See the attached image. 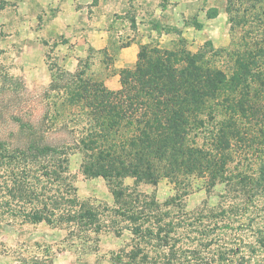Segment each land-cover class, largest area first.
Listing matches in <instances>:
<instances>
[{"label": "trees", "instance_id": "1", "mask_svg": "<svg viewBox=\"0 0 264 264\" xmlns=\"http://www.w3.org/2000/svg\"><path fill=\"white\" fill-rule=\"evenodd\" d=\"M226 2L229 47L208 41L193 52L182 41L144 44L135 65L121 71L118 90L86 77L87 64L72 73L55 62L40 112L24 80L0 61V126L11 129L0 139V224L108 227L104 213L77 196L69 165L80 154L82 172L113 184L117 203L129 191L127 177L137 184L168 180L177 190L171 201L188 196L196 180L225 187L218 207L192 220L163 212L153 197L155 210L145 214L138 195L136 210H115L133 221L126 229L165 253L167 264H195L197 250L179 245L194 233L214 247L216 264H263L264 226L257 217L264 219V0ZM226 216L246 217L240 230L252 242L235 239L229 249L227 232L214 236L240 231ZM245 245L248 256L240 254Z\"/></svg>", "mask_w": 264, "mask_h": 264}, {"label": "rangeland", "instance_id": "2", "mask_svg": "<svg viewBox=\"0 0 264 264\" xmlns=\"http://www.w3.org/2000/svg\"><path fill=\"white\" fill-rule=\"evenodd\" d=\"M226 8V0H155L151 8L153 13L152 15L148 14L147 22L145 26H141V30H137L139 27H134L131 22L127 25L126 30L124 29V42H129L128 34L131 33V37L136 36L140 41L145 40L147 44L162 47L176 46L182 41L193 52H196L208 41L212 42L216 48L229 47L232 37ZM128 17L132 20V13H128ZM199 25L202 27L199 28ZM5 42L3 35L0 34V48L4 50L0 61L9 68L8 71L11 75L24 80L27 93L36 99L32 98L34 101L32 100L33 102L30 104L32 103L33 108L40 112L48 104L45 95L49 92L51 83L50 67L56 61L51 55L47 56L45 62L36 57L25 58L23 57L24 48L18 46L9 49L8 47L3 48ZM36 49L32 48L34 54L38 52ZM112 58L106 59L104 64H101V68L106 69L108 77L110 74L113 77V73L120 75L121 71L125 69L118 67L119 64ZM85 64L88 69L91 67L89 63H84L80 70L85 67ZM85 75L91 77L88 71ZM94 79L101 81L99 78ZM39 114L33 115V120L36 122L42 118ZM63 122L64 118H61L59 123ZM10 130L9 126L1 125L0 139H4ZM82 161V155L75 154L71 157L69 165L70 174L77 189V196L82 202H89L94 205L95 209L104 213L102 217L105 223L111 227L96 231L92 226L81 228L78 225L64 224L52 227L45 223L22 224L21 220L13 225L2 222L0 224V264H167L165 253L162 250L153 249L149 239L141 240L129 229H126L127 226H131L133 221L127 217L123 218L115 210L118 211L121 208L123 211L126 208L136 210L134 206L139 204L134 205L132 198L138 195L145 214L155 210L150 206L153 197L163 212L169 210L172 217L176 219L192 220L199 215V212L206 213L210 209L218 207L221 203L220 195L225 192L224 186L209 189L204 180H196L188 196L171 201L173 197L177 196V190L168 180H163L158 185L144 182L137 184L133 178L127 177L124 180V185L129 188V191L123 194L124 196L117 203L116 188L113 184L101 176L95 177L89 173H83L81 170ZM133 189L134 193H132ZM169 201L170 205L164 206ZM251 211L252 208L245 216L251 214ZM223 218H227L224 219L226 223H230L234 229L239 230L247 219L244 217L237 220L233 216ZM223 218L221 217L218 221ZM257 222L261 227L264 226V219L257 217ZM220 224L226 225L224 222H220ZM117 227L124 229L117 232L115 231ZM216 231L214 236L220 234L221 231L227 232V235L224 233L223 236L226 243L232 242L229 249L236 246L235 239L239 240V244L252 242V237L249 236L250 232H246V230L226 229L224 231L221 229ZM233 232H237L238 235L234 236ZM207 243H209L207 239L194 233L182 239L179 245L185 250L186 248L197 250L195 264H216L217 257L214 254V247L211 249L205 247L204 244ZM245 246L240 254L248 256L250 250L247 245ZM137 247L142 250V253L135 258L132 252H135ZM198 250L202 251V254ZM262 258L264 259V252L259 256L260 260Z\"/></svg>", "mask_w": 264, "mask_h": 264}, {"label": "crops", "instance_id": "3", "mask_svg": "<svg viewBox=\"0 0 264 264\" xmlns=\"http://www.w3.org/2000/svg\"><path fill=\"white\" fill-rule=\"evenodd\" d=\"M154 1L0 0V34L6 40L3 48H24L23 57L44 62L51 55L72 73L88 62L91 77L99 78L110 90H118L120 75L108 77L101 64L114 57L121 69L133 67L147 42L131 37V33L129 42H124V31L130 22L141 30L148 14L153 13ZM128 13H132V20Z\"/></svg>", "mask_w": 264, "mask_h": 264}]
</instances>
